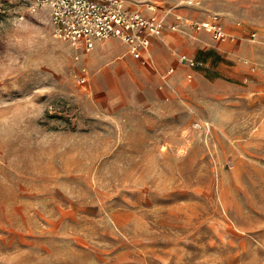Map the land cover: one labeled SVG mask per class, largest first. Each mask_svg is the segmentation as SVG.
<instances>
[{"label": "rangeland", "instance_id": "1", "mask_svg": "<svg viewBox=\"0 0 264 264\" xmlns=\"http://www.w3.org/2000/svg\"><path fill=\"white\" fill-rule=\"evenodd\" d=\"M125 1L236 40L78 53L0 0V264H264V0Z\"/></svg>", "mask_w": 264, "mask_h": 264}, {"label": "built area", "instance_id": "2", "mask_svg": "<svg viewBox=\"0 0 264 264\" xmlns=\"http://www.w3.org/2000/svg\"><path fill=\"white\" fill-rule=\"evenodd\" d=\"M30 10L46 9L54 36L68 43L78 53H89L97 42L118 39L129 47V52L136 58L149 51L152 39L163 37L167 32L204 30L219 43H234L236 38L228 34L217 15L205 21H194L183 17L178 8L147 5L145 9L132 10L125 0H27ZM189 6H199L198 1H188ZM256 39V34H253ZM181 63L189 68H196L199 63L186 55ZM256 72L255 67H250ZM175 68L170 69L167 80ZM81 83L89 79L86 68L82 69ZM192 82L193 75L187 76Z\"/></svg>", "mask_w": 264, "mask_h": 264}, {"label": "crops", "instance_id": "3", "mask_svg": "<svg viewBox=\"0 0 264 264\" xmlns=\"http://www.w3.org/2000/svg\"><path fill=\"white\" fill-rule=\"evenodd\" d=\"M170 35H171V33L167 32L163 37L152 39L151 46H152L154 52H157L161 47L168 45L167 43H168V38ZM97 44H99V42H97ZM107 46L113 47V43L108 42Z\"/></svg>", "mask_w": 264, "mask_h": 264}, {"label": "clouds", "instance_id": "4", "mask_svg": "<svg viewBox=\"0 0 264 264\" xmlns=\"http://www.w3.org/2000/svg\"><path fill=\"white\" fill-rule=\"evenodd\" d=\"M9 63H11V62L9 61ZM5 67H6V65H4L3 62H0V69H4Z\"/></svg>", "mask_w": 264, "mask_h": 264}]
</instances>
